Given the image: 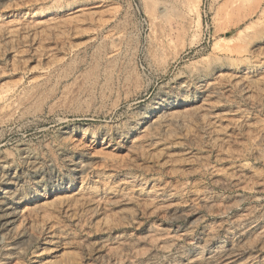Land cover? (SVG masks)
I'll list each match as a JSON object with an SVG mask.
<instances>
[{
  "label": "rangeland",
  "instance_id": "rangeland-1",
  "mask_svg": "<svg viewBox=\"0 0 264 264\" xmlns=\"http://www.w3.org/2000/svg\"><path fill=\"white\" fill-rule=\"evenodd\" d=\"M0 264H264V0H0Z\"/></svg>",
  "mask_w": 264,
  "mask_h": 264
}]
</instances>
